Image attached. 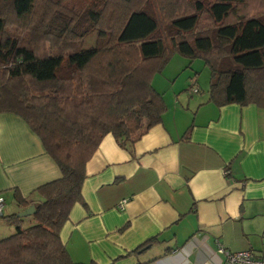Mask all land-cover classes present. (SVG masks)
<instances>
[{
	"label": "trees",
	"instance_id": "16d2710c",
	"mask_svg": "<svg viewBox=\"0 0 264 264\" xmlns=\"http://www.w3.org/2000/svg\"><path fill=\"white\" fill-rule=\"evenodd\" d=\"M85 1L0 0L17 17L12 30L0 12V113L22 117L61 172L29 196L15 188L16 212L4 213L0 195V217L15 227L0 238V264H78L60 234L73 206L84 203L86 164L107 134L131 147L162 121L167 104L152 79L175 53L208 67V102L264 108V15L244 10L247 0H194L192 13L166 23L141 0H90L84 8ZM41 7L48 12L38 19ZM204 13L212 27L204 28ZM21 25L30 42L21 40ZM92 33L95 44L82 46ZM47 41L62 51L40 53L36 46ZM131 48L133 63L120 55ZM30 205L35 212L17 215Z\"/></svg>",
	"mask_w": 264,
	"mask_h": 264
},
{
	"label": "crops",
	"instance_id": "0c3cea01",
	"mask_svg": "<svg viewBox=\"0 0 264 264\" xmlns=\"http://www.w3.org/2000/svg\"><path fill=\"white\" fill-rule=\"evenodd\" d=\"M196 62L173 55L152 79L167 104L162 121L131 147L107 134L87 162L84 203L73 206L60 234L74 262L218 264L219 246L264 257V108L208 102L209 78L205 88L196 80L203 95L177 85L180 75L198 78L204 63ZM60 176L28 123L0 113L6 206L19 210L15 188L29 196Z\"/></svg>",
	"mask_w": 264,
	"mask_h": 264
},
{
	"label": "rangeland",
	"instance_id": "374dc122",
	"mask_svg": "<svg viewBox=\"0 0 264 264\" xmlns=\"http://www.w3.org/2000/svg\"><path fill=\"white\" fill-rule=\"evenodd\" d=\"M205 1L207 3L208 1H212V0H205ZM141 2L144 4L148 3L150 5V7L152 8V11L159 18H161L162 22H164V23L168 22L172 17L176 16L179 13H181V14L192 13L194 11V9L192 8L193 7L192 4H193L194 0H141ZM255 3L257 4V6L254 5ZM68 4H69V6H71V4L69 2H68ZM82 4H83L84 8L87 7V5L93 6V4L90 0H86ZM263 4H264V0H247L246 1L247 8L245 6H243V9L248 11L249 13H257V14L263 13L262 15H264ZM40 5L42 7H44L42 4H40ZM78 5H80V3ZM42 7L36 8V10H35V13H37V11H38V14H36V15H38V19L41 18L39 15H41L42 12H45V14L48 12L47 7H45V8H42ZM43 9H46V10L43 11ZM0 12L3 14V16H5V18L8 22V27L13 30L14 29V23H11V21H17V17L15 16L14 12L10 9V6L4 5L3 3H0ZM66 12H68V11H66ZM69 14L73 15L74 12L71 11V12H69ZM106 19L108 22H110V19H112L111 10L107 11ZM201 19L205 23V24L204 23L203 24L206 25L204 28L212 27V25H210V21H209L211 19L209 17H207L205 13L202 14ZM32 20L35 21V19H32ZM34 23L36 24V22H34ZM33 27L34 26L31 23L32 31H33ZM20 28H21V30H18V34L20 35L21 40L23 42H30L31 36L27 35L29 33L27 31L28 28L26 29L24 25H21ZM105 28H107V26H105ZM25 29H26V31H25ZM56 40H58V39H56ZM95 41H96V33H92L85 38L82 46L89 47V46L95 44ZM33 42L34 41L32 40V43ZM36 47L40 53H43V52L45 53L47 50H51V49L62 51V50H60V48H58L57 44H54L51 46V42H49V41L41 42ZM126 53L127 54H125V55H123L122 53L120 55L124 56L125 59L129 60L131 63H133V60L137 59V57H138V51L135 48H131V49L126 50ZM174 55H178V54H174ZM196 63H202V61L200 59H197ZM93 68H94V66H93ZM101 68H102V66L100 65L99 67L94 69V72L95 73H101ZM174 77L172 76L170 78V81ZM208 78H209V69H208V67L203 66V70L198 74V78L188 79V81H187V79H185L183 75H180V76L176 77L175 80H177V82H176L177 85L183 83L184 86L189 87L193 91V89L196 86L198 87V84L196 83L197 79H199L200 84L202 83L204 85V88H205L204 83L206 82L205 80H208ZM191 83L193 84L192 86H191ZM193 93L203 95L205 93V91L200 92V93L193 91ZM14 210L15 209H12V207H10V206L7 207L5 204L4 213H6V212L12 213V212H14ZM14 230H15V227L13 225L8 224L2 217H0V238H4V237L11 235L14 232Z\"/></svg>",
	"mask_w": 264,
	"mask_h": 264
},
{
	"label": "built area",
	"instance_id": "2783aa9c",
	"mask_svg": "<svg viewBox=\"0 0 264 264\" xmlns=\"http://www.w3.org/2000/svg\"><path fill=\"white\" fill-rule=\"evenodd\" d=\"M193 91L198 92L199 88L196 86ZM3 209L4 201L0 197V214L3 213ZM218 252L224 254V258L220 259L218 264H264V257L251 249L233 251L219 246Z\"/></svg>",
	"mask_w": 264,
	"mask_h": 264
},
{
	"label": "water",
	"instance_id": "95a60500",
	"mask_svg": "<svg viewBox=\"0 0 264 264\" xmlns=\"http://www.w3.org/2000/svg\"><path fill=\"white\" fill-rule=\"evenodd\" d=\"M35 212V207L34 205H30L29 207L24 208L23 210L19 211L17 213L18 216H26L31 213Z\"/></svg>",
	"mask_w": 264,
	"mask_h": 264
}]
</instances>
